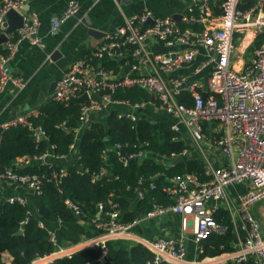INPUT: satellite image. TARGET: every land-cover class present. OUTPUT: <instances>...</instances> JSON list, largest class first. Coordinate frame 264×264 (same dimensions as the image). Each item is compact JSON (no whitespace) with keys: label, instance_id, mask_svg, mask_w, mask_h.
Segmentation results:
<instances>
[{"label":"built area","instance_id":"2783aa9c","mask_svg":"<svg viewBox=\"0 0 264 264\" xmlns=\"http://www.w3.org/2000/svg\"><path fill=\"white\" fill-rule=\"evenodd\" d=\"M252 1L251 5L243 6L246 0H224L220 4V12L216 14L209 0H190L179 21L172 16H158L146 8L131 14L121 26L107 32L89 53L67 66L55 82L51 99L67 105L73 98L86 94V99L78 103L80 125L68 129L76 137L89 125L90 114L110 103L128 108L126 112L119 111V116L137 120L136 110L142 109L149 99L132 103L126 99L113 98L112 95L117 90L138 86L150 96L154 94L156 103L174 118L170 129L180 133L182 139L183 135H187L191 140L198 150V156L204 161L206 178L201 179L193 173L170 178V183L163 187V191L171 202L154 203L143 217L130 222L121 221L116 201L108 199V209H105V203L99 202L93 223L95 228L103 229L100 234L67 246L57 244L53 252L36 257L30 264H46L63 256L70 257L83 248H99V259L104 260L107 257L108 240L126 236L143 218H159L171 213L180 215V235L177 238L158 237L143 241L152 253L151 262L217 263L215 257L186 261L185 238L190 231L192 239L198 244V256L202 252V239L212 232H226L227 226L218 224L214 219V213L220 207L229 212L232 229L237 237L233 244L234 250L224 262L240 263L250 259L255 264H264V230L260 220L251 211L255 203L264 200V0ZM26 4L27 0H0L2 33L6 28L4 23L8 10L19 12L23 20L20 27L5 33V40L0 43V92L7 82L17 88L23 85L22 78L12 74L8 65L19 42L25 38H30L32 43L39 41L38 15L26 9ZM77 10V2L69 0L62 14L53 21L51 32ZM181 21L191 22L198 29L190 26L182 28ZM249 28L256 35H261V41L242 68L237 69L231 60L233 37L235 33ZM150 40L161 42L164 49L150 50ZM178 44L181 47L174 49ZM200 53L203 55L193 72L200 73L208 69L203 81L201 78L191 79L173 74L172 71L177 68L194 64ZM115 58L121 60L122 64L124 60L132 59L130 69L120 72L119 68L114 72L105 66V59ZM184 91L192 99L190 105L178 99ZM203 93L206 94L205 98ZM36 114V108L27 110L2 128L27 126L33 139L38 142L45 137V132L40 125L32 124L30 117ZM69 148L77 154L74 143ZM118 149V144L104 148L103 156L107 159L109 151L113 150L126 163L128 159H139L145 154L139 150L124 156ZM185 153L187 149L182 152L183 155ZM221 154L226 156V161L216 162ZM34 157L57 159L65 156L56 157L45 152ZM158 159L164 163L170 160L162 157ZM105 172L104 166L99 174ZM64 173L65 169L61 167L59 174ZM42 176L17 173L10 167L0 172V185L9 182L37 194L40 192ZM156 176L153 174L150 178ZM234 184L243 187L236 203L228 192L229 186ZM137 197H142L141 191H137ZM3 200L25 204L22 196L11 193L4 195ZM64 202L76 215L79 214L73 202L68 199ZM39 225L44 226L42 221H39ZM49 240L53 243L57 241L52 230H49Z\"/></svg>","mask_w":264,"mask_h":264},{"label":"trees","instance_id":"16d2710c","mask_svg":"<svg viewBox=\"0 0 264 264\" xmlns=\"http://www.w3.org/2000/svg\"><path fill=\"white\" fill-rule=\"evenodd\" d=\"M224 0H209V4L218 14L220 4ZM243 6H249L252 0H246ZM182 28L193 27L191 22H180ZM239 33H235L234 41ZM261 41V35H256L248 46L246 53L253 52ZM105 66L117 72L121 60L105 59ZM113 98L126 99L129 102L148 100L149 93L138 86L117 90ZM181 103L190 105L192 99L181 92L178 96ZM37 109V114L30 117L34 126L40 125L45 137L36 142L27 126L16 125L5 128L0 133V172L12 167L18 158L27 160L42 153L60 157L68 156L69 160H58L43 163H23L13 170L17 173H36L41 177L39 193H33L35 212H30L27 204L9 203L3 200L0 185V264H5L3 253L11 255V264H30L36 257L48 255L58 245L67 246L77 243L84 236H95L103 229L95 228L97 204L105 203V209L110 208L107 200L118 203L120 219L130 222L140 215H145L154 203L168 204L171 202L164 193L163 187L170 183V178L185 173H193L199 178H206L204 161L199 157H188L181 162L172 164L171 158L182 154L189 145L180 137V133L170 129L166 121L152 122L146 118L131 120L119 116L117 110L108 112L104 122H91L82 129L76 137L71 129L80 125L79 104L70 101L67 105L54 99H49ZM64 123V124H63ZM74 143L77 159H72L69 145ZM118 144L119 151L129 156L139 150L145 152L139 159L131 158L126 163L119 158L115 151H109V160L103 156L106 144ZM70 155V156H69ZM170 159L167 163L158 158ZM104 174H99L102 167ZM63 167L65 173L59 174ZM99 174L96 178V176ZM157 174L155 178H150ZM94 178V179H93ZM154 187H152V185ZM137 191L142 197H137ZM73 202L79 209L78 217L64 200ZM215 221L227 226L224 233L212 232L200 241L202 252L197 258L214 257L222 252L234 250L233 244L237 237L232 229L229 212L220 207L214 213ZM83 224L75 226L76 233L70 237V244H65L56 235V243L49 240V228L56 223L75 225L78 221ZM42 221L44 226L39 225ZM21 229L20 233H17ZM83 232L84 235L82 234ZM80 233L82 235H80ZM243 234V233H242ZM120 242L115 249L113 260L99 259V248H83L75 251L70 257H60L46 264H153L152 253L141 243L128 242L121 239H110L109 242ZM214 264H255L250 259L240 263L225 261Z\"/></svg>","mask_w":264,"mask_h":264},{"label":"crops","instance_id":"0c3cea01","mask_svg":"<svg viewBox=\"0 0 264 264\" xmlns=\"http://www.w3.org/2000/svg\"><path fill=\"white\" fill-rule=\"evenodd\" d=\"M68 1L27 0L26 9L33 10L38 15L39 26L37 29V37L39 41L38 43H32L30 38L21 40L9 60L8 65L11 73L21 77L23 85L21 88H17L12 83L7 82L0 92V128L16 116L27 110L38 108L48 101L54 89L52 84L62 75L67 66L89 53L107 32L121 26L131 14L148 8L158 16H173L174 14H180L181 16L190 0H74L78 4V10L60 23L55 31L51 32L53 21L62 14ZM1 34L2 30L0 29ZM234 37L232 41L233 47L237 43L236 47L240 46V52L245 59H237L236 64L234 65L233 63L235 68L240 69L253 54V52L247 54L246 50L256 37V34L252 28H249L240 32L236 36L235 41ZM148 46L152 51L164 49L162 43L157 40H150ZM180 47L178 44L173 48L178 49ZM202 55L203 53H200L197 56L194 64L177 68L172 71L173 74L176 76H188L191 79L201 78L203 81L208 73V69H204L200 73L193 72L195 65L199 63ZM132 62V59L124 60V63H121L122 65L119 66L120 72L129 70ZM154 99L150 96L148 103L142 109L136 110L135 114L138 119L146 118L152 122L163 120L169 124L172 123L174 118L160 107ZM111 110L126 112L128 108L125 106H116L112 103L107 104L103 108L95 110L90 114L89 124L97 121L104 122L108 112ZM183 137L184 139L186 138L185 140L188 138L187 135H183ZM185 142L188 144V141ZM190 145V149L187 148V153L184 156L195 158L198 156V150ZM110 146L107 143L105 148ZM221 155L220 158H216V162L223 163L226 161V156L224 154ZM108 157L106 163H108ZM72 159H77L75 152H72ZM46 160L51 161L56 159L52 157L44 159L30 157L27 160L18 158L13 165L16 167L26 162L43 163ZM58 160L66 162L69 158L65 156ZM1 186L4 195L11 193L22 196L30 212H35L33 192L31 190L9 182H3ZM228 192L233 202L236 203L239 194L243 192V187L242 185H230ZM251 211L259 220L263 218L264 200L255 203ZM139 217H143V215ZM78 224H83V222L79 220L74 226L58 222L52 225L49 230H52L58 238L66 242L65 244H69V236L77 232L74 230ZM135 226L121 240L128 242V244L131 242L143 244L145 240H153L158 237L177 238L180 235V215L171 213L162 215L159 218H143ZM84 233L82 234L84 235ZM82 234L80 233V235ZM185 243L187 246L185 260L191 261L197 259L198 244L192 239L190 231L186 233ZM119 245H121L120 242H109L107 260H113L115 249ZM231 252H222L214 257L218 262L220 261L222 263L229 258ZM2 257H4L5 264H11L12 257L8 252H4Z\"/></svg>","mask_w":264,"mask_h":264},{"label":"water","instance_id":"95a60500","mask_svg":"<svg viewBox=\"0 0 264 264\" xmlns=\"http://www.w3.org/2000/svg\"><path fill=\"white\" fill-rule=\"evenodd\" d=\"M172 17L177 21H179L181 18L180 14H174ZM22 21H23L22 15L19 12L15 11L14 9L8 10L6 13V21L4 23V27L6 26V28H5V31L0 35V43L5 40V33L20 27L22 25ZM52 86H55V82L52 84ZM151 97L154 99V94H152ZM205 97H206V94L203 93V98ZM85 99H86V94L83 93L80 97L73 98L72 100L77 103H81ZM1 129L2 128H0V131ZM184 159H185V156L183 154H180V155L172 157L171 163L175 164V163L183 161ZM12 168H15V166L12 165ZM76 217H78V215H76ZM20 232H21V229L18 230L17 233H20Z\"/></svg>","mask_w":264,"mask_h":264},{"label":"rangeland","instance_id":"374dc122","mask_svg":"<svg viewBox=\"0 0 264 264\" xmlns=\"http://www.w3.org/2000/svg\"><path fill=\"white\" fill-rule=\"evenodd\" d=\"M236 44L237 43H235V47H233V52H232V58H231V60L233 61V63H234V65L236 64V60L237 59H244L243 58V54L240 52V46H238V47H236ZM245 57V56H244ZM245 60V59H244ZM186 139V138H185ZM185 141H188V144L190 145H192V143H191V140L189 139V138H187V140H185ZM190 145V146H191ZM193 146V145H192ZM259 219V218H258ZM260 222H261V225H262V228H263V230H264V216H263V218H261L260 219ZM84 238L85 239H87V238H90V236H84ZM82 240V239H81ZM84 240V239H83ZM73 241H71L70 243H72ZM69 243V244H70ZM2 259L4 260V257H2Z\"/></svg>","mask_w":264,"mask_h":264},{"label":"bare ground","instance_id":"6f19581e","mask_svg":"<svg viewBox=\"0 0 264 264\" xmlns=\"http://www.w3.org/2000/svg\"><path fill=\"white\" fill-rule=\"evenodd\" d=\"M136 227V226H135Z\"/></svg>","mask_w":264,"mask_h":264}]
</instances>
